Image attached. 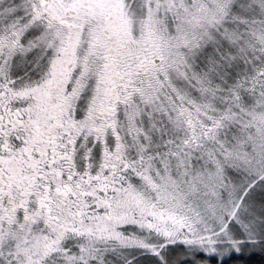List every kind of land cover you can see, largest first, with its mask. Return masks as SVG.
I'll return each mask as SVG.
<instances>
[{
    "label": "snow or ice",
    "instance_id": "obj_1",
    "mask_svg": "<svg viewBox=\"0 0 264 264\" xmlns=\"http://www.w3.org/2000/svg\"><path fill=\"white\" fill-rule=\"evenodd\" d=\"M0 264H264V0H0Z\"/></svg>",
    "mask_w": 264,
    "mask_h": 264
}]
</instances>
